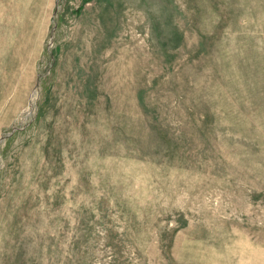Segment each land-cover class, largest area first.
<instances>
[{
	"label": "rangeland",
	"instance_id": "1",
	"mask_svg": "<svg viewBox=\"0 0 264 264\" xmlns=\"http://www.w3.org/2000/svg\"><path fill=\"white\" fill-rule=\"evenodd\" d=\"M0 264H264V0H0Z\"/></svg>",
	"mask_w": 264,
	"mask_h": 264
}]
</instances>
